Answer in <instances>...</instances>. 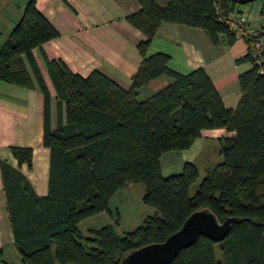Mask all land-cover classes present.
<instances>
[{
  "label": "trees",
  "instance_id": "1",
  "mask_svg": "<svg viewBox=\"0 0 264 264\" xmlns=\"http://www.w3.org/2000/svg\"><path fill=\"white\" fill-rule=\"evenodd\" d=\"M138 13L127 21L143 34L142 57L124 89L98 70L83 77L62 60L48 62L58 99V126L51 127L50 95L33 50L59 34L30 0L20 21L0 47V80L33 88L26 61L44 94L43 145L50 151L48 193L38 196L26 177L8 163L1 172L15 246L25 264H121L143 246L162 243L196 210L209 207L232 226L220 243L201 236L171 264H264V74L250 55L252 68L239 75L241 98L228 108L203 68L181 74L169 68L170 56L148 55L162 23L204 30L211 43L237 40L220 22V11L239 6L233 0H137ZM264 66V65H263ZM173 82L150 98L138 99L141 88L160 76ZM224 128L233 137L220 140V163L199 178L195 163L164 176L163 154L189 149L203 130ZM19 166L32 164L31 148L12 147ZM128 183L145 187L143 202L155 208L143 224L124 235L113 225L90 229L81 221L111 214L110 201ZM219 253V254H218Z\"/></svg>",
  "mask_w": 264,
  "mask_h": 264
},
{
  "label": "crops",
  "instance_id": "2",
  "mask_svg": "<svg viewBox=\"0 0 264 264\" xmlns=\"http://www.w3.org/2000/svg\"><path fill=\"white\" fill-rule=\"evenodd\" d=\"M29 1L0 0V47L20 21ZM155 1L165 6L169 0ZM262 5L261 0L258 4L239 5L237 10L246 14L254 26L260 27L263 23ZM36 7L59 34L33 50L50 95L53 129L59 123L58 99L48 70L49 61L62 60L73 73L83 77L98 70L122 88H131L132 78L142 60L138 44L143 34L127 21L141 9L137 0H37ZM159 52L168 54L169 68L181 74L203 68L224 104L231 109L238 106L242 95L239 75L252 68L249 61L236 62L248 54L245 41L237 39L228 44L221 37L220 44L213 45L207 33L200 28L165 22L159 26L148 55ZM26 67L33 88L0 80V264H25L15 246L1 163L18 169L38 196L48 193L50 151L43 145L44 94L27 61ZM172 82L171 77L160 76L140 89L138 99L144 101ZM233 136L234 132L224 128L203 130L189 149L163 154L161 166L164 156H167L166 162L173 171H181L187 162L197 165L212 144L220 154V140ZM12 147L33 150L31 167L26 163L19 166ZM208 169L209 166L206 171Z\"/></svg>",
  "mask_w": 264,
  "mask_h": 264
},
{
  "label": "water",
  "instance_id": "3",
  "mask_svg": "<svg viewBox=\"0 0 264 264\" xmlns=\"http://www.w3.org/2000/svg\"><path fill=\"white\" fill-rule=\"evenodd\" d=\"M238 5H247L261 0H233ZM242 220L227 217L223 222L209 207L193 212L182 227L162 243H153L127 254L121 264H171L182 250L193 246L201 236L215 243L224 241L232 231L234 224Z\"/></svg>",
  "mask_w": 264,
  "mask_h": 264
},
{
  "label": "rangeland",
  "instance_id": "4",
  "mask_svg": "<svg viewBox=\"0 0 264 264\" xmlns=\"http://www.w3.org/2000/svg\"><path fill=\"white\" fill-rule=\"evenodd\" d=\"M260 1H255L258 4ZM251 4V3H250ZM249 5V4H248ZM260 18V17H259ZM258 18V20H259ZM217 152L215 144H212L208 153L202 155L198 161L199 178L191 186V194H194L198 184L206 176V169L214 167L222 160V157ZM167 156L162 159L163 175L169 176L171 173H178L180 171H173L166 162ZM145 187L141 183H128L123 189L117 191L110 201L111 214L101 213L93 217L81 221L78 229L83 236L89 235L90 229H100L106 225H113L116 233L124 235L132 232L137 227L143 224L147 216L154 215L155 208L146 205L143 202ZM9 254V251H8ZM219 254V253H218ZM15 264V263H14Z\"/></svg>",
  "mask_w": 264,
  "mask_h": 264
},
{
  "label": "built area",
  "instance_id": "5",
  "mask_svg": "<svg viewBox=\"0 0 264 264\" xmlns=\"http://www.w3.org/2000/svg\"><path fill=\"white\" fill-rule=\"evenodd\" d=\"M261 8L263 23L260 27L254 26L249 17L238 11L237 7L220 11V22L226 24L236 39L243 40L248 45V54L264 74V0Z\"/></svg>",
  "mask_w": 264,
  "mask_h": 264
}]
</instances>
